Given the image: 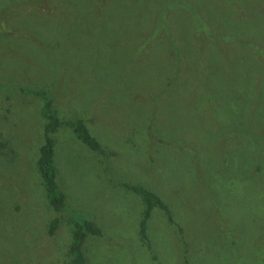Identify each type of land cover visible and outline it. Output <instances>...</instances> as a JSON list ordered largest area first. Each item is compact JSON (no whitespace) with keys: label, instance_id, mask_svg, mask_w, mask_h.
I'll use <instances>...</instances> for the list:
<instances>
[{"label":"rangeland","instance_id":"374dc122","mask_svg":"<svg viewBox=\"0 0 264 264\" xmlns=\"http://www.w3.org/2000/svg\"><path fill=\"white\" fill-rule=\"evenodd\" d=\"M43 89L114 152L56 138L85 264H264V0H0V264H71L36 161ZM122 181L167 196L177 222Z\"/></svg>","mask_w":264,"mask_h":264},{"label":"trees","instance_id":"16d2710c","mask_svg":"<svg viewBox=\"0 0 264 264\" xmlns=\"http://www.w3.org/2000/svg\"><path fill=\"white\" fill-rule=\"evenodd\" d=\"M23 91L32 93L43 100L41 115L45 120L44 141L39 149L36 165L46 191L49 207L56 214L50 221L48 233L53 235L57 230L60 224L59 214L68 212V221L71 224V242L69 244L68 255L71 258V264H85L87 257L84 245L87 238L90 235L102 236L104 231L102 225L95 218L86 215L83 209L68 203V195L57 181L58 169L55 160L56 138L54 134L59 128L65 126L71 129L78 140L99 155L109 157L114 152L91 132L85 119L80 117L67 119L61 117L58 110L54 107L53 98L48 91L43 89H28L27 91ZM121 185L139 195L144 203V210L139 224L141 239L149 240L148 221L153 209L157 207L166 214L170 222L178 225L180 231L183 230L182 226L177 222L178 219L176 220L172 204L167 200L166 195H163L161 192L159 194L142 184L122 181Z\"/></svg>","mask_w":264,"mask_h":264}]
</instances>
